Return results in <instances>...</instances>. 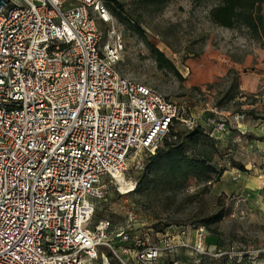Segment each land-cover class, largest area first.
Instances as JSON below:
<instances>
[{"label": "built area", "instance_id": "obj_1", "mask_svg": "<svg viewBox=\"0 0 264 264\" xmlns=\"http://www.w3.org/2000/svg\"><path fill=\"white\" fill-rule=\"evenodd\" d=\"M122 47L104 0L2 2L0 264H110L114 256L127 264L118 252L160 264L163 250L186 245L183 230L156 232L157 243L133 236V209L125 225L108 217L92 223L94 199L105 193L101 177L124 174L133 150L152 153L178 113L161 93L117 71ZM244 117L211 125L228 130ZM195 233L191 250L202 254L204 226Z\"/></svg>", "mask_w": 264, "mask_h": 264}, {"label": "rangeland", "instance_id": "obj_2", "mask_svg": "<svg viewBox=\"0 0 264 264\" xmlns=\"http://www.w3.org/2000/svg\"><path fill=\"white\" fill-rule=\"evenodd\" d=\"M118 1L140 26L143 37L115 18L123 40L116 69L177 105L172 131L187 127V119L201 124L206 131L218 130L211 124L228 114L244 112L242 121L248 118L257 123L253 131L256 135L247 139L236 132L237 141L226 140L225 136L220 144L214 139L217 152L212 153L210 163L223 167V173L218 178L215 174L189 175L168 193L155 186L150 174L142 173L148 151L133 150L124 174L117 175L116 180L101 177L105 193L94 199L96 214L92 223L108 217L113 226L125 225V212L133 209L137 216L133 236L148 237L150 243H157L156 232L174 235L183 230L186 245L175 251L163 250L159 260L165 264H264V187L247 191L241 187V180L232 178L240 174L235 162L245 163L243 175L255 174L257 168L264 173V60L260 58L264 57V40L253 38L240 25L224 28L212 23L208 11L218 0H167L160 5L149 0ZM261 13L264 16V3ZM147 43L160 49L181 77L167 67L159 68ZM239 78L253 85H240ZM250 109L252 115L246 113ZM209 148L204 142L186 153L198 155ZM131 181L136 185L129 190ZM219 208L225 211L222 219L204 227L205 252L194 253L191 246L196 239L195 228ZM114 244L122 246L117 241ZM103 250L108 254L106 248ZM118 254L127 264H141L132 253ZM115 258L111 257L109 263H116Z\"/></svg>", "mask_w": 264, "mask_h": 264}, {"label": "trees", "instance_id": "obj_3", "mask_svg": "<svg viewBox=\"0 0 264 264\" xmlns=\"http://www.w3.org/2000/svg\"><path fill=\"white\" fill-rule=\"evenodd\" d=\"M149 1L153 5H160L167 0ZM104 2L111 14L119 22L131 26L137 34L143 37L140 26L125 12L118 0H104ZM262 3H264V0H218L208 11L209 19L212 23L224 28H232L236 25L243 26L253 38L264 40V16L261 13ZM147 45L159 68L167 67L178 77H181L177 69L160 49L151 43H147ZM231 83H235V80L232 79ZM224 94L228 96L229 90H226ZM231 97L234 96H229V98ZM246 113L252 115L253 110H246ZM255 118L258 117L255 116ZM229 130L237 131L236 128H230ZM242 135L247 139L254 138L250 132H244ZM204 142H208L210 146L209 150H202L198 155H188L186 153L188 149L195 148ZM213 152H217L215 141L210 136L209 131H206L201 124H196L190 128L184 127L175 131H172L171 126L154 151L152 153L148 152V156L142 167V173L150 174L151 179L155 181V186H158L161 192H172L189 175L209 176L210 174H215V177L218 178L223 173L224 168H216L210 163ZM231 161L234 163V160ZM235 163L240 171H246L241 162ZM224 215L225 211L219 208L203 218L202 226L208 227L211 224L217 223ZM158 261L160 264H165L161 259H158ZM115 262L113 264H121L116 258Z\"/></svg>", "mask_w": 264, "mask_h": 264}, {"label": "crops", "instance_id": "obj_4", "mask_svg": "<svg viewBox=\"0 0 264 264\" xmlns=\"http://www.w3.org/2000/svg\"><path fill=\"white\" fill-rule=\"evenodd\" d=\"M260 58L262 60H264V57L260 56ZM261 64H264V63H261ZM238 80L239 81L241 80V83L239 82L240 85L244 84L246 87H248V86L251 87L253 85V83L249 82L246 79H243V78L240 79L239 78ZM256 125H257V123L254 120H249L248 118H246L244 121H242L238 124L239 127L238 126L236 127V129H237L236 132L241 133V134H243L244 132H250L253 135H256L253 132L254 127ZM255 129H256V127H255ZM236 132H234V131L223 132L220 130H213V131H209V134H210V136L213 137V139L219 141V144H220L221 142L223 143L225 136H228L226 140L231 138L230 140H232L233 142L237 141L234 138V133H236ZM260 136H261V134H260ZM233 145H235V144H233ZM244 166H245V163H244ZM258 170H259V172H255V174L243 175L246 173L242 172V171H238V172H240V174H235V176H237L236 179L237 180L239 179L242 181L241 187L244 188V190L251 191L254 189L253 191L256 192V191H259V188L264 187V173H262L260 171V169L257 168V171Z\"/></svg>", "mask_w": 264, "mask_h": 264}, {"label": "bare ground", "instance_id": "obj_5", "mask_svg": "<svg viewBox=\"0 0 264 264\" xmlns=\"http://www.w3.org/2000/svg\"><path fill=\"white\" fill-rule=\"evenodd\" d=\"M117 175H120V174H116V175H115V180H116V178H117ZM133 186H134V181H131V185H130V187H129V190L132 189Z\"/></svg>", "mask_w": 264, "mask_h": 264}, {"label": "water", "instance_id": "obj_6", "mask_svg": "<svg viewBox=\"0 0 264 264\" xmlns=\"http://www.w3.org/2000/svg\"><path fill=\"white\" fill-rule=\"evenodd\" d=\"M5 1V0H0V6L2 5V2Z\"/></svg>", "mask_w": 264, "mask_h": 264}]
</instances>
